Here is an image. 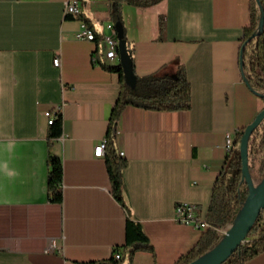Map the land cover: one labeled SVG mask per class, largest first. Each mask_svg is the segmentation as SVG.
<instances>
[{"label":"crops","instance_id":"crops-1","mask_svg":"<svg viewBox=\"0 0 264 264\" xmlns=\"http://www.w3.org/2000/svg\"><path fill=\"white\" fill-rule=\"evenodd\" d=\"M67 1L0 0V264L108 259L125 241L128 215L153 246L136 250L131 264H175L205 232L175 221L176 203H196L207 216L229 155L227 133L264 109L240 62L250 0L123 4L135 73L174 75L184 66L192 90L189 110L128 104L116 120L126 207L112 191L107 149L94 155L108 133L119 74L104 68L101 40L76 36L84 25L109 32L114 0H80L74 16L64 14ZM55 107L63 133L50 142L46 112ZM52 156L63 164L61 202L48 188ZM245 264H264V252Z\"/></svg>","mask_w":264,"mask_h":264},{"label":"trees","instance_id":"trees-1","mask_svg":"<svg viewBox=\"0 0 264 264\" xmlns=\"http://www.w3.org/2000/svg\"><path fill=\"white\" fill-rule=\"evenodd\" d=\"M160 0H114L111 19L117 23L122 22V7L129 3L138 7H149ZM264 16V0H250V23L244 28L242 45L240 50V62L245 72V81L256 91L264 90V26L260 29V19ZM83 18V15H82ZM87 24L89 21L83 19ZM259 30V32H257ZM164 30V22L160 20V32ZM253 39H250L254 35ZM128 52L132 58L133 49L126 43ZM243 45H245L243 47ZM104 68L119 74L120 93L113 108L107 133V165L114 197L126 207L123 198V170L126 166L118 154L115 146L114 124L120 117L123 109L128 104H135L157 110H189L192 104L191 84L187 78L184 66H180L174 75H158L157 73L138 76L136 81L130 84L125 76L122 65L104 64ZM135 72V69H134ZM242 128L237 133L239 140L244 132ZM63 133V117L58 113L57 118L48 129V140L60 137ZM262 155V177L264 176V120L253 131L249 142V169L253 170V161ZM63 164L60 157L50 158V171L48 175V188L52 200L62 201ZM248 195V185L243 179L242 160L239 144L229 153L224 169L218 176L213 188L211 203L207 218L212 227L205 231L196 245L183 254L175 264H189L201 255L211 250L221 239L218 230L227 227L236 218L238 211ZM249 240L239 247L222 264H245L260 253L264 252V209L257 222L249 232ZM153 250L148 236L140 222L127 216L125 226V241L115 248V251L123 249V257L116 260L112 255L108 259L100 261L84 262L82 264H122L125 260L131 264L133 254L138 249Z\"/></svg>","mask_w":264,"mask_h":264},{"label":"water","instance_id":"water-1","mask_svg":"<svg viewBox=\"0 0 264 264\" xmlns=\"http://www.w3.org/2000/svg\"><path fill=\"white\" fill-rule=\"evenodd\" d=\"M119 38L120 63L125 73L126 79L130 84L136 81L134 65L128 52L124 38V26L122 22L115 23ZM264 26V16L260 19L259 28ZM257 32H259V30ZM255 36L252 35L250 39ZM122 39V42L120 41ZM245 45H243L244 47ZM245 77V72H244ZM264 97V93L259 91ZM264 120V109L255 117V119L245 127L241 138L237 141L239 144L240 155L242 160L243 179L248 185V195L243 206L238 211L233 223L227 226L219 242L208 252L189 264H222L224 263L239 247L244 245L249 239L248 234L257 222L262 210L264 209V176L259 183L255 184L249 169V142L253 131Z\"/></svg>","mask_w":264,"mask_h":264},{"label":"built area","instance_id":"built-area-1","mask_svg":"<svg viewBox=\"0 0 264 264\" xmlns=\"http://www.w3.org/2000/svg\"><path fill=\"white\" fill-rule=\"evenodd\" d=\"M81 13V3L80 0H68L65 5L64 14L65 16H74ZM106 28L109 32L98 34L93 29L88 26L83 27L81 31L77 33V38L80 40L90 41L96 43L98 40H101L105 46V58L108 60L109 64H116L120 62L119 54V38L118 31L114 23H107ZM54 65H61V58L59 56L54 58ZM244 74V71H243ZM261 92L264 93V90ZM60 112V107H55L53 110L46 112L48 117V124H52L57 118L58 113ZM237 133L238 131L228 132L226 135V150L230 153L237 145ZM107 145V138H104L100 144H98L94 149V155L96 157H102L105 153ZM173 218L175 221L191 225L201 231H207L212 227L211 223L208 221L207 216L202 214V210L196 203L189 202H179L176 203L173 211ZM219 234L222 236L225 232L224 228L218 230ZM116 260H120L123 257L121 250L114 251L112 253Z\"/></svg>","mask_w":264,"mask_h":264},{"label":"rangeland","instance_id":"rangeland-1","mask_svg":"<svg viewBox=\"0 0 264 264\" xmlns=\"http://www.w3.org/2000/svg\"><path fill=\"white\" fill-rule=\"evenodd\" d=\"M120 41L122 42V39H120ZM262 155L258 156L254 161H253V170L251 171L252 174V178L255 184L259 183L260 180L262 179ZM227 227L224 228V230H226ZM223 229V228H222Z\"/></svg>","mask_w":264,"mask_h":264}]
</instances>
